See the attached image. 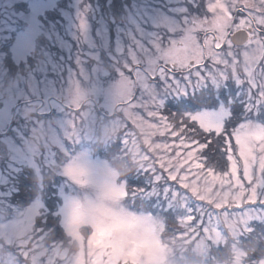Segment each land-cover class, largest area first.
Returning <instances> with one entry per match:
<instances>
[{
  "label": "snow or ice",
  "instance_id": "snow-or-ice-1",
  "mask_svg": "<svg viewBox=\"0 0 264 264\" xmlns=\"http://www.w3.org/2000/svg\"><path fill=\"white\" fill-rule=\"evenodd\" d=\"M167 3L141 0L135 16L129 14L126 0H110L103 8L85 5L63 35L57 30L55 42L51 33L45 37L39 58L28 65L23 78L27 90L19 85L13 90L25 101L23 109L17 105V115L22 111L27 118L39 106L40 116L47 117V128L42 120L31 121L32 133L39 136L25 137L31 141L33 160L40 157L50 171L59 167L60 175L81 188L96 183L99 163L86 152L71 156L68 146L93 142L101 133L103 124L97 126L93 108L103 96L104 116L121 114L112 120L111 130L103 127V142L118 141L120 159L139 161L135 179L103 182L107 197L154 201L158 213H111L102 203L68 199L59 213L50 211L56 199L49 192L45 202L46 174L39 169V198H32L15 216L0 219V264H173V256L186 264L189 253L206 256L211 248L230 242L234 264L248 260V253L238 247L241 238L264 226V0H185L183 12L188 13L189 6L193 11L183 16L179 28L165 14ZM206 13H212L210 21ZM30 23L33 35L42 36L45 27L57 22L42 24L32 16ZM198 31L204 33L202 41ZM240 48L242 53L236 51ZM240 55L242 73L237 70ZM114 66L119 71L113 77L108 70ZM229 81L236 91L218 111L193 115L180 111L190 105L173 103L197 93L203 101L209 86L228 88ZM29 93H43V104H33ZM234 103L248 115L229 132L225 125L233 117ZM156 135L166 139L156 141ZM217 156L225 163L219 171L212 163ZM4 168L0 153V176H5ZM57 216L67 243L78 246L75 254L64 248L55 225H49ZM162 216L170 218L171 227ZM141 221L150 224L146 233L131 226ZM86 225L92 230L84 236ZM50 235L53 242L48 244Z\"/></svg>",
  "mask_w": 264,
  "mask_h": 264
},
{
  "label": "rangeland",
  "instance_id": "rangeland-1",
  "mask_svg": "<svg viewBox=\"0 0 264 264\" xmlns=\"http://www.w3.org/2000/svg\"><path fill=\"white\" fill-rule=\"evenodd\" d=\"M163 2V0H161ZM210 0H204V3H209ZM211 2H215V0H211ZM93 4L95 7L97 4L100 5V8H103L102 5L99 3L98 0H83L82 3L79 0H0V69L3 70L4 75H0V103L2 106L0 107V153L4 154V163L7 164V168H4L5 176H0V219L8 216H15V214L22 210V207H19L15 202L20 193V186L21 183L19 181L20 176L23 174L25 168H30L36 175V185L40 184V176L38 175L39 169H43L45 172L44 178V190L46 189V178L51 179L50 186L52 188V193L54 194V198H57V205L56 211L59 213V209L64 207L65 199L69 201L78 200L81 204H86L89 201H94L97 198V194L93 185H89L88 187L81 188L75 184H72L68 181L65 177L59 174V167L52 169L51 171L47 168H44L45 161L40 157H37L33 160L32 154L29 151V144L31 143L30 140H26L25 137H33V135L39 136L40 134L37 132L35 134L32 133V123L31 121L34 119H39L44 121V127L47 128V117L40 116L39 114V106L37 111H29L28 117L24 118L23 112L21 111L20 115L16 114L17 105L19 104L20 108L23 109L25 105V101L20 100L19 95H14L13 90L19 85L22 91H26L25 84L23 83V78L28 75V65L35 64L36 60L40 56V45L46 44L47 40L45 37L51 33V39L55 42L57 37V30L64 34L66 29L70 24L73 23L77 11L83 9L87 4ZM141 0H133L131 3H127L129 14L131 16H135L139 10V5ZM185 0H168L167 5H165V14L172 18L170 23L172 26L179 28L180 22L184 15H192V9L189 6V12L184 13L183 8L185 7ZM171 7L173 9L172 12H167V9ZM89 15L90 22L94 20L93 15L91 13ZM100 11L97 10L95 13L96 17H99ZM35 16L37 20H39L42 24L47 22H51L55 20L57 23L53 24L51 27H45L44 33L42 36L40 35H33V28L31 26L30 20L31 17ZM205 17V13H201V18ZM206 18L210 21L212 19V13H206ZM111 19V17H108ZM121 22V21H118ZM207 26V25H205ZM200 40H203L204 33L197 32L196 33ZM176 39H180V35L177 34ZM179 47V45H178ZM6 51H9L11 55L10 58L13 60V63L16 67L11 68L9 65L6 64ZM238 53H242L243 49H236ZM143 59V54H139ZM240 63L238 64L237 70L242 73L243 70V56L240 55ZM219 67H223L220 65ZM110 76H115L116 72L119 69H116L115 66L113 69H109ZM230 71V70H229ZM107 79V78H106ZM193 79H195L193 77ZM223 84V81H221ZM10 86V87H9ZM210 88H213L209 86ZM208 87V88H209ZM222 87V86H221ZM221 87L213 88V89H223ZM233 88L234 93L236 91L235 87L231 85V81H229V87L226 88L228 90L227 93H230V88ZM232 93V92H231ZM31 101L33 104L40 102L43 104L44 97L43 93L40 94L39 97L35 95H31L29 93ZM229 96V95H228ZM230 98V96H229ZM241 99H244L241 97ZM179 100L173 101V103ZM58 103H62V99L57 101ZM104 97H100L99 104H96L93 108V115L97 119V126L99 127L101 124V133L98 132L95 136L93 142L85 141L82 144H77L74 147L69 145L68 147L71 148L70 155L75 156L81 152H86L88 158L93 163H101L104 161H110L108 159L103 158L100 156L98 151L103 150L105 147L107 148L110 145H113L116 142H110L105 144L103 142V127H107L108 129H112V118L115 119L120 118V113H117L113 116H104L103 109L100 105L104 104ZM216 105L215 107H207L200 111H213L219 110L220 104ZM236 105L241 106L240 103H234ZM46 107V105H44ZM87 109L88 105L83 106ZM242 108V106H241ZM198 111V112H200ZM188 113H192L188 111ZM197 113V112H195ZM195 113H192L193 115ZM248 114L243 113L241 110L240 116L238 117V121L235 124L238 125L239 123L243 122L245 117ZM104 117L101 121V117ZM253 119L256 120L255 115H253ZM264 119V117H262ZM259 122V121H257ZM79 123V121H78ZM234 126V127H235ZM55 127V124L53 125ZM232 127L231 130L234 128ZM61 135H63V130H61ZM114 135V134H113ZM156 141H161L166 139V137H160L156 135L153 137ZM142 142V141H141ZM169 142H171L169 140ZM40 143H43L41 138ZM105 148V149H106ZM98 150V151H96ZM43 151V149H41ZM52 151L55 152L56 148L53 146ZM160 151V150H157ZM116 157L119 158V148L115 153ZM259 155V153H257ZM131 157V156H129ZM58 162H62L64 160L63 154H59L57 156ZM15 163L18 167L12 168V164ZM39 166V167H38ZM221 166H225L223 163ZM60 167H62V163H60ZM11 169V170H9ZM220 169L217 168V171ZM241 172H242V162H241ZM25 176V173H24ZM22 176V177H24ZM260 173L256 171V177L259 178ZM57 177V178H56ZM54 178V179H53ZM56 178V179H55ZM24 185V181H22ZM53 187H55V191H53ZM63 192V195H57V193ZM47 192V191H45ZM56 192V193H55ZM39 198V196L37 197ZM127 206L132 209L133 211L137 212H144V213H152L156 215L159 211L157 207L154 206V201H145L141 202L137 200L135 203L126 200ZM136 205V206H135ZM27 206V205H26ZM25 206V207H26ZM134 206V207H133ZM137 208V209H134ZM162 219H166V216H162ZM60 217L58 216V224L60 226ZM39 220H37V224H39ZM213 223L215 224L216 221L213 219ZM61 227V226H60ZM62 228V227H61ZM222 230H226L221 224ZM63 230V228H62ZM248 237V236H247ZM241 238L242 242L243 239ZM53 239L50 240V237L46 241V243L51 244ZM64 248L69 249V253L71 246L63 242ZM86 245V241H85ZM245 242L238 245L239 249L242 251H246L244 248ZM226 248L225 257L222 258L217 254L218 249ZM43 250H40L42 254ZM247 252V251H246ZM231 251V242L226 247L220 248H211L206 256L198 254V253H189L186 259V264H233L234 257L230 255ZM248 253V260L243 261L242 264H251L249 261V251ZM4 253L0 252V256H3ZM177 258L175 256L172 257V261H175Z\"/></svg>",
  "mask_w": 264,
  "mask_h": 264
},
{
  "label": "trees",
  "instance_id": "trees-1",
  "mask_svg": "<svg viewBox=\"0 0 264 264\" xmlns=\"http://www.w3.org/2000/svg\"><path fill=\"white\" fill-rule=\"evenodd\" d=\"M98 1L102 5V7H104L107 2H110V0H98ZM131 1L132 0H126V3L129 4V3H131ZM10 56L11 55L9 54V51H6V59H5L6 64L9 65L11 68L16 67V65L13 63V60L10 58ZM221 88H223V87H221ZM229 91L234 93V90L232 87L230 88ZM227 92H228V90L226 88L213 89V88L209 87L205 90L203 101L201 100L200 94L197 93L196 97H188V98H185L183 100H179V101L175 102V104L183 103V104L190 105L189 108L181 109L180 111L181 112L190 111L192 113H195V112H198L204 108L215 107L216 105H219L220 102H224L225 97H229L228 96L229 93H227ZM169 106L172 108L173 112L177 111L174 105H169ZM231 108H232V112H233V117L225 125L226 129L229 132H230V129L232 127H234L235 124L237 123L238 117L240 116V112L242 110L241 106L236 105V104L231 105ZM118 148H119V143H115L113 145L108 146L106 149H103L100 151L96 150V151H98L103 158L108 159L110 161H115V160H118V158L115 155ZM217 160L219 161L218 164H217ZM212 163L214 165H216V167L218 169H223L225 167V166H221L224 163V161L219 159L218 156L216 157L215 160L212 161ZM24 173H25V176H24ZM22 176H24V177H22ZM35 176L36 175L34 174L32 169H30V168H25L23 174L20 176V178H19V181L21 183V186L19 187L20 193H18L16 202H15L19 207H22V208L25 207L26 205H28L30 203L32 198H34V197L37 198L38 196H40L39 189L36 185V177ZM129 177H132L133 179H135L133 171L131 173H129L127 176H125L123 179H127ZM51 179H52V177H51ZM51 179L46 178V184H47L46 189L47 190H44L45 202H47V194L49 192L52 193V188L50 186ZM22 181H24V185L22 184L23 183ZM45 191H47V192H45ZM53 191H55V187H53ZM55 199H56V203H57V198L55 197ZM55 209H52L50 211H54ZM134 209H137V208H134ZM166 219H167V221H169V227H171L170 218L168 216H166ZM53 224L55 225V228H56V235L60 238H63L62 242H64L66 244V246H68L67 238L64 237V232L58 224V216L56 217L55 221L50 219L49 225L52 226ZM49 237H50V240L53 239V237L51 235ZM243 242H245L244 248L246 249L247 252L249 251V261L251 264H257V262L259 260L264 259V226H257V231L255 233H253L252 235L248 236L247 238L243 239ZM226 251H227L226 248H224L223 250L218 249L217 254L220 257L224 258Z\"/></svg>",
  "mask_w": 264,
  "mask_h": 264
},
{
  "label": "clouds",
  "instance_id": "clouds-1",
  "mask_svg": "<svg viewBox=\"0 0 264 264\" xmlns=\"http://www.w3.org/2000/svg\"><path fill=\"white\" fill-rule=\"evenodd\" d=\"M115 117L112 118L114 120ZM111 120V121H112ZM115 135V134H114ZM139 161L134 160L132 157H127L124 159H118L115 161H104L97 165L95 169V180L96 183L93 185L97 194V198L94 201H91L93 204L102 203L104 207L109 210L111 213H120L121 210H125L127 212H134L137 216L140 215L141 212L133 211L126 204V199H111L107 197L108 189L104 185L105 180H113L117 184L123 182V178L131 173L137 166ZM74 210V209H73ZM132 227L139 228L144 230L145 233L150 229V224L146 221L141 222H133ZM92 228L91 225H86L82 230L81 234L87 236L90 234ZM70 251L72 254L78 252V246L73 244L71 246ZM230 255L233 256L232 253ZM173 264H183V262L178 259L173 262ZM223 264V262H221ZM234 264V260H233Z\"/></svg>",
  "mask_w": 264,
  "mask_h": 264
},
{
  "label": "water",
  "instance_id": "water-1",
  "mask_svg": "<svg viewBox=\"0 0 264 264\" xmlns=\"http://www.w3.org/2000/svg\"><path fill=\"white\" fill-rule=\"evenodd\" d=\"M2 106V104L0 103V107Z\"/></svg>",
  "mask_w": 264,
  "mask_h": 264
}]
</instances>
